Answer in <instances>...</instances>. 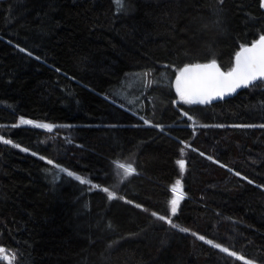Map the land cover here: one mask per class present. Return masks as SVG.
Returning <instances> with one entry per match:
<instances>
[{
    "label": "trees",
    "instance_id": "obj_1",
    "mask_svg": "<svg viewBox=\"0 0 264 264\" xmlns=\"http://www.w3.org/2000/svg\"><path fill=\"white\" fill-rule=\"evenodd\" d=\"M122 4L0 0V264H264V83L207 105L173 87L188 65L230 71L264 0ZM142 71L134 112L109 98Z\"/></svg>",
    "mask_w": 264,
    "mask_h": 264
},
{
    "label": "snow or ice",
    "instance_id": "obj_2",
    "mask_svg": "<svg viewBox=\"0 0 264 264\" xmlns=\"http://www.w3.org/2000/svg\"><path fill=\"white\" fill-rule=\"evenodd\" d=\"M222 2V0H221ZM119 7H122V0H116ZM24 51V49H21ZM31 55V53H29ZM235 66L228 72H222L215 61L205 64H194L186 66L180 72V75L176 78V91L179 94L181 100L187 104H205L211 103L214 98H223L227 94H231L236 89L241 87H248L256 80H261L264 83V35L252 44L251 47H244L241 52L236 55ZM147 75V74H145ZM259 86V85H257ZM22 124H31L32 121H21ZM36 127L47 128L51 130V125L36 124ZM206 127L207 125H203ZM4 143H11L9 140H4ZM16 146V145H13ZM51 164L52 161H49ZM177 164L183 171L185 169V162L178 160ZM118 167L123 170L125 178L133 173L135 169L131 165L119 164ZM62 172H66L67 176L72 177L74 173L66 169H60ZM239 175V173H237ZM75 179L81 183H87L86 180L80 176H75ZM251 183V181H249ZM108 193L109 199L116 198L114 192L109 191L108 188L102 189ZM173 193H180L171 199V214L174 216L179 208L180 202L184 199L182 193V185L180 181H176L172 187ZM140 207V205H136ZM153 216H157V213L153 212ZM160 220H166L173 228H178L179 231L188 232L189 229L179 227L173 223L170 218L164 216L157 217ZM192 235H197L192 233ZM201 240L205 238L203 236L198 237ZM206 243L218 248L220 251L228 253L229 255L236 256L237 259H243V257L237 256L235 252H230L228 248L222 247L220 244H214L213 241H206ZM4 249L0 248V253H3ZM248 264V262H246Z\"/></svg>",
    "mask_w": 264,
    "mask_h": 264
},
{
    "label": "rangeland",
    "instance_id": "obj_3",
    "mask_svg": "<svg viewBox=\"0 0 264 264\" xmlns=\"http://www.w3.org/2000/svg\"><path fill=\"white\" fill-rule=\"evenodd\" d=\"M155 82L156 81L151 77V72L149 71L132 73L129 77L125 78L120 85L112 89V95L109 98L123 108L125 107L134 112L135 108L139 106L141 96ZM0 258L10 260V255L3 252L0 253Z\"/></svg>",
    "mask_w": 264,
    "mask_h": 264
},
{
    "label": "water",
    "instance_id": "obj_4",
    "mask_svg": "<svg viewBox=\"0 0 264 264\" xmlns=\"http://www.w3.org/2000/svg\"><path fill=\"white\" fill-rule=\"evenodd\" d=\"M252 46V44L251 45H248V46H246V47H251ZM243 49V48H242ZM242 49L239 51V52H241L242 51ZM238 52V53H239ZM236 58V57H235ZM216 62V61H215ZM236 62V61H235ZM235 62H234V66H235ZM211 63V62H210ZM200 64H205V63H200ZM216 64L218 65V67L220 68V70L222 71V72H226L222 67H221V65L218 63V62H216ZM192 65H194V64H192ZM188 66H190V65H188ZM179 76V75H178ZM177 76V77H178ZM176 77V78H177ZM176 78L173 80V87H174V89L176 90ZM259 81H261V80H256V81H254L252 84H250L249 86H252V85H254V84H256L257 82H259ZM246 87H241V88H238V89H236V91L235 92H233V93H231V94H227V95H225L222 99L221 98H214V99H212V101H211V103H205V104H200V103H197V104H199V105H207V104H215V103H218V102H221V101H223L224 99H227V98H230V97H234V96H237L242 90H244Z\"/></svg>",
    "mask_w": 264,
    "mask_h": 264
}]
</instances>
